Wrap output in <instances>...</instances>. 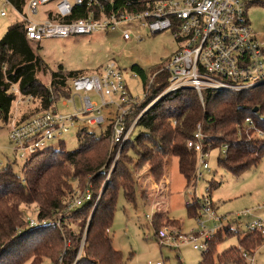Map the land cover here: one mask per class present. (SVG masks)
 I'll list each match as a JSON object with an SVG mask.
<instances>
[{
  "label": "trees",
  "instance_id": "16d2710c",
  "mask_svg": "<svg viewBox=\"0 0 264 264\" xmlns=\"http://www.w3.org/2000/svg\"><path fill=\"white\" fill-rule=\"evenodd\" d=\"M11 1L18 9L24 4V0ZM48 69L47 64L35 53L32 44L26 40L23 24L17 22L10 25L0 40V119L5 124L12 118V107L17 100V95L11 91L14 87L20 96L33 97L29 105L33 109L21 114L17 119L19 122L53 108L54 103L69 95L66 91L68 81L77 77L79 73L71 71L64 73L60 67L50 73L47 87L41 84L37 76ZM131 70L142 82L145 100L133 108L132 115L126 117V127L141 105L144 107L153 102L167 87L166 76L161 72L149 83L156 69L150 72L133 65ZM54 95L58 96L56 100L53 98ZM202 100L204 106L192 89H181L171 93L164 101L174 102V107L164 108L162 104L152 106L138 119L126 141V144H131L133 138L139 141L146 135L143 132L134 136L136 127H141L145 132L157 133L166 120L176 121L169 153L177 160V170L186 188L195 186L193 174L196 155L186 149L185 141L190 138L197 125H200L206 143L212 149L227 146L225 157L219 156L217 163L219 167L232 174H238L258 164L264 157V85L239 93L204 92ZM245 118L252 120V127L244 122ZM110 138V126H107L99 136L83 127L78 130V146L75 150H62L63 144L60 143L58 148L49 147L37 151L30 157L29 162L24 163L21 170L23 176L17 174L11 165L0 168V264H42L47 260L50 264H55L63 241L59 231L50 225L29 229L23 217L22 207L31 205L38 207L39 220H50L63 212L75 220L85 215L87 219L96 193L92 191L90 202L68 212L66 198L70 195L69 180L81 177L83 181L88 178L92 186H98V181L103 178L101 168L106 164L109 155V149L104 142H110ZM129 151L135 155L139 153L135 147H129ZM46 156L48 158H45ZM151 157V154L144 155L145 161ZM38 159L42 162L41 160L37 162ZM112 174L113 178L109 179L88 221L85 240L87 253L81 255L74 264H124L123 258L112 249L108 233L119 191H122L127 202L134 203L135 185L131 182L130 167L123 162L118 163ZM215 187L217 185L213 186L211 183L210 191ZM198 208L199 200L193 199L192 204L186 207L188 215L195 216ZM158 217L160 216H156L159 220L161 217ZM64 221L62 218L60 223ZM84 222L80 220L65 225L63 223L71 246L64 250L62 264H73ZM225 233L237 236V245L249 254L256 253L263 245L256 234L244 233L240 238V231L237 228L235 230L226 228ZM236 246L218 254L217 264H245Z\"/></svg>",
  "mask_w": 264,
  "mask_h": 264
},
{
  "label": "built area",
  "instance_id": "2783aa9c",
  "mask_svg": "<svg viewBox=\"0 0 264 264\" xmlns=\"http://www.w3.org/2000/svg\"><path fill=\"white\" fill-rule=\"evenodd\" d=\"M260 2L264 0H24L18 9L11 0H4L16 14L17 22L23 24L25 38L31 44L104 31H119L120 40L129 43L142 40L141 29L152 35L169 31L176 49L158 71L166 76L165 90L173 93L192 89L201 103L204 92L239 93L264 84V49L250 28L245 13L250 4ZM49 4L51 6L46 7ZM7 14L5 8L0 10V17ZM158 72L152 75L149 83ZM11 91L18 96L16 105L32 103L33 97L20 96L15 87ZM66 91L69 95L62 98V105H71L70 112H58L54 103L53 108L20 122L13 117L10 119L7 137L19 160L27 163L33 154L51 147L52 141L59 140L80 121L87 126H96L108 120L110 143L120 148L140 118L137 116L126 127V117L133 114V108L140 102L132 98L121 73L111 61L97 73L69 79ZM89 93L96 100L93 101ZM111 107L114 112L102 115L104 108L108 110ZM244 122L252 127L250 118H245ZM185 147L196 155L193 174V182L196 183L210 171L207 159L212 149L206 143L200 125L185 141ZM218 150L224 158L227 146L223 145ZM89 188L88 184L83 192L70 193L68 212L91 201ZM206 191L209 198L210 186ZM195 199L199 200L195 214L197 233L183 235L177 229L163 228L156 232L155 237L161 246L172 250H178L182 244H190L194 251L201 253V264L214 263L217 255L212 253L213 243L226 234L225 228L231 227L222 225V219L216 216L210 200ZM190 204V200L185 202L186 207ZM262 211L264 200L256 207L240 212L237 219H248L245 233L258 235L264 243V217L257 214ZM146 218L152 219L150 216ZM206 222H213L214 226L207 230ZM35 224L38 223L31 221V226ZM41 224L50 225V221L42 220ZM236 249L245 264H254L255 253H247L240 245ZM61 260L58 264H62Z\"/></svg>",
  "mask_w": 264,
  "mask_h": 264
},
{
  "label": "rangeland",
  "instance_id": "374dc122",
  "mask_svg": "<svg viewBox=\"0 0 264 264\" xmlns=\"http://www.w3.org/2000/svg\"><path fill=\"white\" fill-rule=\"evenodd\" d=\"M50 6L49 4L46 7ZM3 8L8 11V14L5 17H0V40L6 33L7 28L17 23L18 20L11 8L5 5L4 0H0V10ZM245 13L250 28L256 34L264 49V2L250 4L246 8ZM140 32L142 40L129 43H124L120 40L119 31H104L90 36H73L68 39H46L33 43L32 47L35 53L49 68L48 71L38 74V80L41 84L48 87L50 73L57 71L60 67L64 73L69 71L78 72V76H82L97 73L100 68L111 61L121 73L132 98L139 102H144L145 92L142 82L136 73L131 70V67L137 65L143 70L151 72L156 69L155 71L158 72L163 62L175 51L176 44L169 31L153 35L145 29H141ZM161 73L163 74V72ZM170 94L165 89L162 90L153 102L144 107L141 105L134 117L129 121L132 122L137 116L141 117L146 114L156 104H162L164 108H173L174 102L164 101L166 98L168 99ZM88 95L91 96L93 101L96 100L91 93ZM53 98L56 100L58 96L54 95ZM62 101L61 99L56 103V110L58 112H70L72 106H63ZM75 102L78 105L76 98ZM201 105L204 106L203 103ZM20 107L22 114L33 109L29 104ZM13 108L15 109V107ZM18 112L21 114L19 108ZM108 112H114V108L111 107L108 110L104 108L102 115H106ZM172 122H175V125ZM108 125V120L96 126H87L82 121L77 122L76 126L71 128L68 133L63 134L59 140L52 141L50 146L55 149L61 143L63 144L62 150L73 151L78 146L77 134L80 128L85 127L95 136H99ZM175 127L176 121L174 120H166L157 133L145 132L141 127H136L134 136L143 132L146 135L139 141L133 138L131 144H126L125 142V145L123 144L120 148L119 146H112L110 142L105 141L104 144L109 149V155L106 164L101 168L103 178L98 181V186H92L88 182V178L83 181H81V177L69 180V192L71 194L77 191L83 192L88 184L90 185L89 189H91V192L96 193L93 200L94 206L95 202L99 201L109 179L113 178L112 172L118 163L123 162L130 167L131 182L135 185L134 203L127 202L122 191H119L113 221L108 233L111 238L112 249L123 258L124 264H156L158 262L161 264H201V253L194 251L192 245L182 244L178 250L168 249L159 244L155 233L163 228L177 229L183 235H189L192 232L197 233V220L195 216L190 217L188 215L185 205V202L189 200L192 204L191 199L195 198H207L210 200L216 209V216L222 219L223 226L229 224L228 226L233 230L238 227L244 230L245 233V225L248 219L244 217L237 219V215L245 209L256 207L264 200V157L258 164L238 174H232L218 166L217 158L220 156L218 149H212L209 152L207 161L210 171L204 174V179L196 182L194 187L189 186L186 188L184 180L177 170V160L169 153L171 144H173L171 139L174 137ZM7 132L8 125L0 119V168L11 165L17 174L23 176L21 170L24 162L18 159V155H15L13 146L8 140ZM129 147H135L139 152L137 154L140 155H135L132 151L128 152ZM145 154L152 155L151 161H145ZM45 158H48V156ZM40 160L38 159L37 162H40ZM163 174L167 176L168 185L164 182ZM211 183L213 186L217 185V187L211 189L208 198L206 189ZM70 196L66 198V204ZM93 206L88 211L87 219L85 215L81 219L75 220L74 217L71 218L63 212L48 220L50 221V226H55L63 238L55 264L63 257L64 250L69 245L71 246L63 223L65 225L72 221H85L81 231L80 245L73 264L81 255L87 253L86 236L84 237V234L88 230L87 225ZM22 211L25 223L29 229L45 226V224H41L42 220L37 218L38 207L34 205L22 207ZM259 213H257L259 217H264V211ZM146 216H150L152 219L148 220ZM156 216L161 218L158 217L160 218L158 220ZM62 218L65 221L60 223ZM31 221L38 224L31 226ZM213 226V222H206L205 224L207 230ZM232 235L233 233L230 235L225 234L222 238L214 241L212 246L214 256L229 247L237 245V236ZM42 264H50V261H44ZM214 264H217L216 257L214 258ZM254 264H264V243L255 253Z\"/></svg>",
  "mask_w": 264,
  "mask_h": 264
},
{
  "label": "crops",
  "instance_id": "0c3cea01",
  "mask_svg": "<svg viewBox=\"0 0 264 264\" xmlns=\"http://www.w3.org/2000/svg\"><path fill=\"white\" fill-rule=\"evenodd\" d=\"M52 71H53V70H52ZM15 104H16V103H15ZM15 104H14V105H15ZM14 105H13V107H15V109L12 107V113L14 112V113L12 114V115H13L12 117L18 119L19 116L22 114V112H21V107H20V106H24V105H20V104H19V105L17 104V105H15V106H14ZM29 105H30V104H29ZM25 106H26V105H25ZM18 108H19L21 114L18 112ZM29 108H30V107H29ZM9 121H10V120H9ZM152 158H153V157H151V158H150L149 160H147L146 162L151 161ZM140 171H141V170H140ZM162 176H163V178H164V182L167 181V176H166L165 174H163ZM169 184H170V182H169ZM236 228L239 229L238 227H236ZM239 231H240V235H239V237L242 238V237L244 236V230L239 229ZM241 235H242V236H241ZM237 239H238V237H237ZM260 248H261V247H260ZM260 248H259V249H260Z\"/></svg>",
  "mask_w": 264,
  "mask_h": 264
},
{
  "label": "water",
  "instance_id": "95a60500",
  "mask_svg": "<svg viewBox=\"0 0 264 264\" xmlns=\"http://www.w3.org/2000/svg\"><path fill=\"white\" fill-rule=\"evenodd\" d=\"M264 85V84H263ZM104 190V189H103Z\"/></svg>",
  "mask_w": 264,
  "mask_h": 264
}]
</instances>
